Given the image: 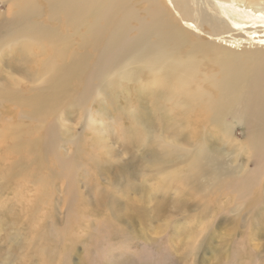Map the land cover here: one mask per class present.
Instances as JSON below:
<instances>
[{"label":"rangeland","instance_id":"rangeland-1","mask_svg":"<svg viewBox=\"0 0 264 264\" xmlns=\"http://www.w3.org/2000/svg\"><path fill=\"white\" fill-rule=\"evenodd\" d=\"M129 2L140 14L147 12L145 0ZM3 5L0 1L2 12ZM35 6L33 19L70 35L69 52L83 50L80 36L73 35L62 18L50 17L43 0H15L7 17ZM83 31L81 27L78 33ZM128 32L131 40L138 34L133 28ZM20 51L12 43L0 49V87L18 89L26 102L48 88L51 73L44 64L53 49L50 43H40L25 56ZM190 54L201 63L202 73L185 87L188 92L163 77L174 91L162 109L160 125L158 120L149 123L147 118L129 115L139 102L113 106L101 97L94 100L88 81L70 85L73 95H89L85 102L72 106V99L65 98L40 123L24 113L26 103V109L16 106L0 90V264H264L259 261L264 255L260 232L264 211L255 213L259 221L250 212L262 198L242 193L239 177L242 169L255 167L253 161L244 167L247 155L238 145V141L248 143L241 134L243 126L231 119L236 141L229 143L205 117L188 124L183 121L186 114L191 116L188 111L178 117L172 110L198 106L195 114L210 115L205 101L208 105L221 100L212 99L208 94L218 98V90L198 78L218 65L209 56ZM36 78L44 79L34 82ZM135 88L140 86L127 82L125 92L132 94ZM189 94L198 105L190 103ZM175 102L179 104L174 106ZM88 108L96 121L85 130L80 118ZM59 112L65 118L63 129L59 139L49 143L42 136L43 124L57 122ZM75 134L78 140L72 139ZM36 137L45 144L31 154L26 142ZM160 141L173 157L165 156ZM15 143L19 149L14 150ZM170 144H177V149ZM202 144L221 174L220 183L211 187L205 182L206 172L198 173L193 166L201 160L198 147L194 148ZM186 149L194 151L192 156ZM257 180L254 191L259 192L261 185L264 191V173Z\"/></svg>","mask_w":264,"mask_h":264},{"label":"bare ground","instance_id":"bare-ground-1","mask_svg":"<svg viewBox=\"0 0 264 264\" xmlns=\"http://www.w3.org/2000/svg\"><path fill=\"white\" fill-rule=\"evenodd\" d=\"M0 1L6 5L2 6L4 12L0 11V49L12 43L23 49L20 51L23 56L33 44L50 43L53 49V55L49 54L44 64L47 73H51L47 89L27 97L25 102L18 89L0 87L4 99L25 109L27 104L28 110L24 113L39 123L65 98L72 99L69 100L72 106L85 102L89 95L86 92L73 95L70 85L77 81L75 85L78 87L81 81H88L94 91V100L101 97L113 106L121 102H139L137 109L132 106L129 115L147 118L149 123L158 120L160 125L162 109L171 102L169 94L174 91L163 77H169L184 88L182 91L188 92L185 87L197 82V75L202 73L201 63L190 53L194 51L203 57L209 56L218 69L205 71L198 78L205 79L218 90V98L217 95H208L212 99L221 98L220 103L207 105L205 101L210 115L206 112L195 114L198 106L194 110L190 105H185L180 111L172 110L178 117L185 115L184 110L188 111L191 116L186 114L183 118L188 124L205 117V122H210L213 129L231 140L229 143L236 141L230 129L231 119H237L243 126L241 134L247 137L248 143L245 145L238 141V145L245 148L247 155L244 167L252 161L255 167L242 169L239 176L243 183L241 190L253 199L262 198L250 210L254 218L260 220L255 213L264 211V191L262 185L259 192L254 188L264 173V0H145L148 3L147 19L133 7L131 0H43L50 17L55 20L62 18L73 35L80 36L83 50L72 52H69L70 35H62L57 28L32 18L37 6L26 8V13L18 11L9 19L7 15L13 12L15 0ZM132 21H137V24ZM81 27L84 31L79 34ZM128 28L138 31L133 40L129 38ZM40 50L45 53V49ZM56 57L60 60L56 61ZM90 58L93 63H90ZM127 82H134L140 89L135 88L132 94L125 92ZM203 94L198 93L197 96ZM187 98L192 105H198L190 94ZM178 104L175 102L174 106ZM89 109H85L80 118L84 121L85 130L92 129L96 121ZM141 109L142 113H139ZM57 116V122L48 126L43 124L46 130L42 136L49 143L52 139H59L58 134L63 129L65 118L61 112ZM76 136L72 139L78 140ZM28 142L31 154L43 150L45 144L41 138ZM160 142L164 150L166 143ZM168 146L174 151L177 149V144ZM200 146L203 144L196 145L194 149L198 147L196 151L200 153L201 160L193 166L199 169L198 173L206 172L205 182L211 187L220 183L221 174L216 171L215 159ZM13 147L16 150L19 144L15 143ZM186 150L192 156L194 151ZM168 152L165 151V156ZM200 165L205 166V171ZM262 227L260 232L264 234V224ZM263 260L264 255L259 261Z\"/></svg>","mask_w":264,"mask_h":264}]
</instances>
